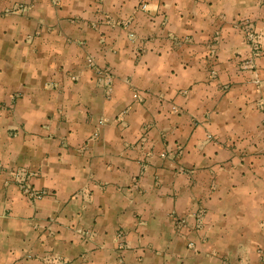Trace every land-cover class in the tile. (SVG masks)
I'll use <instances>...</instances> for the list:
<instances>
[{
	"label": "crops",
	"instance_id": "1",
	"mask_svg": "<svg viewBox=\"0 0 264 264\" xmlns=\"http://www.w3.org/2000/svg\"><path fill=\"white\" fill-rule=\"evenodd\" d=\"M0 264H264V0H0Z\"/></svg>",
	"mask_w": 264,
	"mask_h": 264
},
{
	"label": "built area",
	"instance_id": "2",
	"mask_svg": "<svg viewBox=\"0 0 264 264\" xmlns=\"http://www.w3.org/2000/svg\"><path fill=\"white\" fill-rule=\"evenodd\" d=\"M139 9L142 11H148V5L146 3H141L139 5ZM121 24L124 28L127 29L128 31V38L130 40H135L137 38V34L134 31V29H131V22L130 21H125L122 23H118ZM163 25L166 24V19L163 20L162 22ZM168 37L170 39H173L174 41L177 40V37H174L173 35H168ZM91 67L95 69L96 72V83L102 87L105 90L106 96L110 97L111 93H112V87L114 84V80H115V74L114 71L111 68L105 67V68H98L96 67L93 63H91ZM212 76L215 77L216 76V71L212 70ZM224 90L228 89L229 87L227 85H225ZM174 110H180L178 109V107L173 106ZM14 176L15 180L18 184V186L22 189V191L24 192V194L28 195L32 200H37V199H42L43 197L47 196L49 193L47 191H41V190H37L35 189L31 183H30V173H28L27 171H21V172H17ZM196 220H197V224L198 226L201 225L202 223V218H203V214L202 211H198L195 214ZM185 220L184 219H177L176 221V226L179 228L181 226L184 225ZM79 235L81 236V239L83 240V242H86L89 240V238L91 237L90 233L87 231H83V230H78ZM117 238L120 241L121 247L125 246L126 244V233L123 230L118 231L117 233ZM194 243L193 242H189V247H193Z\"/></svg>",
	"mask_w": 264,
	"mask_h": 264
}]
</instances>
